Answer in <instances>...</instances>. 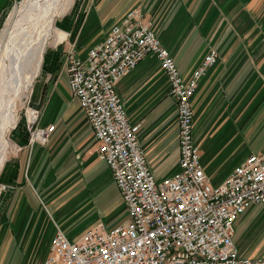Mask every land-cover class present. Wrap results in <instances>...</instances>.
I'll return each instance as SVG.
<instances>
[{
  "label": "crops",
  "instance_id": "obj_1",
  "mask_svg": "<svg viewBox=\"0 0 264 264\" xmlns=\"http://www.w3.org/2000/svg\"><path fill=\"white\" fill-rule=\"evenodd\" d=\"M132 8L141 12L142 22L150 23L184 79L192 75L209 50L217 51V62L202 76L192 97L195 143L197 111L216 94L223 92V96L230 100L228 109L225 107L222 111L219 125L227 123L231 113L235 118L245 115L240 126L248 117L260 116L259 107L264 103V82L254 77L251 64H247L246 49L247 46L254 48L255 63L264 71V0H117L108 9L104 33L87 48H75L77 55L85 56L88 48L101 41L110 26L119 22ZM254 44L257 45L253 47ZM249 66L251 68L246 72ZM62 73L65 74L70 99L76 101L73 111L66 108L56 93L58 77ZM53 79L50 92L53 90L52 100L57 112L52 122L46 123L55 124V129L45 141L23 142L19 152L9 162L8 180L3 187L9 189V193L4 194L9 198V205L0 211V236H18L19 250L24 252L21 261L24 264H41L48 253L45 254L46 247L43 245L49 246L54 223L64 231V226L79 213L88 212L85 205L89 200L92 203L93 189L99 187L98 192L104 191L97 182L89 187L85 178L100 166L107 169V175H111L107 164L97 157L98 145L78 100L70 91L66 69H61ZM169 89L163 69L151 54L116 83V91L129 121L136 127L139 144L156 178L172 173L179 156L175 99ZM208 148L203 146L199 149L206 173L207 170H216L220 163L217 161L219 150L211 146ZM245 150L236 163L248 152H255L249 148ZM58 177L64 179L58 188L54 189L52 181L46 186L51 187L43 194L54 205L59 198L74 192L78 201L71 208L75 207L77 215L70 218V212L59 211L58 206L54 212L47 210L53 221L51 226L48 220L45 222L41 218L39 206L33 209L31 199L41 203L42 192L46 189L42 187L45 179ZM90 224L91 221L80 228L81 235L92 227ZM233 241L243 256L264 255V208L261 204L250 205L239 216L235 222ZM4 249V244L0 243V255Z\"/></svg>",
  "mask_w": 264,
  "mask_h": 264
},
{
  "label": "built area",
  "instance_id": "obj_2",
  "mask_svg": "<svg viewBox=\"0 0 264 264\" xmlns=\"http://www.w3.org/2000/svg\"><path fill=\"white\" fill-rule=\"evenodd\" d=\"M154 55L175 99L179 156L176 169L156 178L129 121L116 83L147 55ZM218 60L209 50L188 79L137 8L110 26L104 38L80 57L65 51L64 65L125 209L124 221L94 225L70 240L54 223L48 253L41 264H264V255L243 256L233 236L235 222L252 204L264 208V145L248 152L219 181L204 168L194 142L192 97L198 82ZM31 113L33 121L37 117ZM47 124L30 131L45 141Z\"/></svg>",
  "mask_w": 264,
  "mask_h": 264
},
{
  "label": "rangeland",
  "instance_id": "obj_3",
  "mask_svg": "<svg viewBox=\"0 0 264 264\" xmlns=\"http://www.w3.org/2000/svg\"><path fill=\"white\" fill-rule=\"evenodd\" d=\"M19 1L20 0H0V28L12 7ZM116 1L117 0H74L69 12L56 19L55 25L64 31L66 35L64 39L57 42L55 46L50 45L46 48L41 71L34 79L31 93L18 105L17 112L19 118L17 125L8 133L9 139L13 143V148L9 152L5 165L0 170V211L6 209L9 205V198L4 195L5 193H9V189H3L5 181L8 180L6 175H9V162H11L14 156L19 152L23 142L28 144L37 141L31 140L30 131L35 128L44 127V125L46 126L47 123H49L48 121L52 122L57 112V106L52 100L53 90L52 92H50V90L51 84L55 80L53 78L61 69H65L63 61L65 51L77 47H79V49L84 47L87 48L91 42L97 40L105 31L107 13L109 12L108 9L112 5H115ZM256 45L257 44H254L253 47ZM253 55L254 48L247 46V64H251L256 80L264 82V71L257 66ZM251 66L246 68V72L250 70ZM50 69L51 71L47 73ZM56 91L61 101L66 105V108L69 109V111L75 110L76 101L70 99L65 74L63 73L58 77ZM229 104L230 100H227L222 92L221 94H216L212 98L207 99L196 114L197 136H195V141L199 149L206 146L209 150L208 147L211 146V148L219 150V155L217 157V161H220L219 166L214 171L207 170V174L213 178L214 182H219L220 179L226 175L239 157L242 156V151H247L245 149L249 148V150L257 152L262 148L264 143V103L259 107L260 116H255L253 118L248 117L243 123V126H240V123L245 115L243 114V116L235 118V115L232 113L228 116L227 123L223 122L219 125L222 111L225 107L227 110ZM32 110H35V114L37 113V117H34L33 121H31ZM243 144L245 146L242 148ZM54 165L57 167L58 164L56 163ZM72 169L75 170V168H71V170ZM107 172L105 167L100 166L97 170L93 171L91 176L85 178V182L89 187L97 182L100 183L99 185H102L104 189L103 192H98L99 187L93 189V197L91 198L92 203H90L89 200L85 205L87 206L88 212L79 213L77 215L75 207L71 208L75 205V202L78 201V195L74 192L59 198L56 204H50L46 199V195L43 193L51 187L46 186L52 181H54V189H57V186L64 181V179L60 177L54 180L45 179V184L42 187L46 189L42 192L43 199L41 203H37L31 199V203L34 204L33 209L36 210V206H39L40 209L38 213L42 214L41 218L45 222L48 220L51 226L53 225V221L47 213V210L54 212V209H57L58 206L59 211L70 212L68 216L70 218L77 215L63 228L70 240L77 239L79 235H81L80 228L90 221L92 226L102 224L111 227V225H116L124 221L126 213L120 195L112 181V177L109 174L107 175ZM71 173L74 174L75 172L71 171ZM79 176L80 175H78V177ZM70 180H74V178H70ZM85 215L88 216V218ZM0 239V243H3L5 248L1 251L0 264H24L21 262L24 252L19 250L21 245L18 243V236L13 235L9 237V235H7L4 238L0 236ZM43 247H46V254L48 245L45 244Z\"/></svg>",
  "mask_w": 264,
  "mask_h": 264
},
{
  "label": "bare ground",
  "instance_id": "obj_4",
  "mask_svg": "<svg viewBox=\"0 0 264 264\" xmlns=\"http://www.w3.org/2000/svg\"><path fill=\"white\" fill-rule=\"evenodd\" d=\"M74 0H20L0 28V170L13 148L8 133L18 122V105L31 93L46 48L65 32L55 25Z\"/></svg>",
  "mask_w": 264,
  "mask_h": 264
}]
</instances>
